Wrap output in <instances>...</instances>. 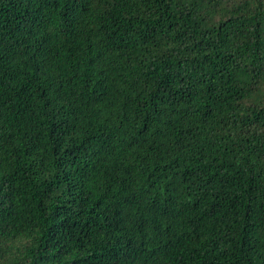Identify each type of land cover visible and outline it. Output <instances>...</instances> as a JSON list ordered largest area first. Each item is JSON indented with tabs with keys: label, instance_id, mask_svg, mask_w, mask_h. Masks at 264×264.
I'll return each instance as SVG.
<instances>
[{
	"label": "trees",
	"instance_id": "trees-1",
	"mask_svg": "<svg viewBox=\"0 0 264 264\" xmlns=\"http://www.w3.org/2000/svg\"><path fill=\"white\" fill-rule=\"evenodd\" d=\"M0 264H264V0H0Z\"/></svg>",
	"mask_w": 264,
	"mask_h": 264
}]
</instances>
